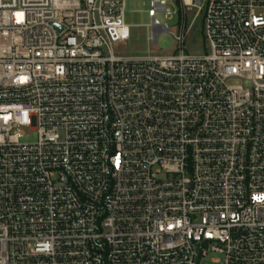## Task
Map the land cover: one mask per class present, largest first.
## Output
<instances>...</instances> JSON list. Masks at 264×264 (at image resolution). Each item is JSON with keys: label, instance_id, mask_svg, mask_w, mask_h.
<instances>
[{"label": "built area", "instance_id": "built-area-1", "mask_svg": "<svg viewBox=\"0 0 264 264\" xmlns=\"http://www.w3.org/2000/svg\"><path fill=\"white\" fill-rule=\"evenodd\" d=\"M151 1L153 45L203 16L209 53L116 56L127 0H0V264H264V0Z\"/></svg>", "mask_w": 264, "mask_h": 264}, {"label": "rangeland", "instance_id": "rangeland-1", "mask_svg": "<svg viewBox=\"0 0 264 264\" xmlns=\"http://www.w3.org/2000/svg\"><path fill=\"white\" fill-rule=\"evenodd\" d=\"M151 0H127L125 5V23L129 27L130 37L128 40L114 46V54L118 57L144 58V57H167L180 54V50L186 55H204L209 53V45L204 39L202 29V17L196 21L183 48L179 49L176 43V36L179 35L180 17L173 15L171 19H165L164 15H158L157 19L163 25L170 28V33L159 34L157 45L152 42V20L149 17ZM171 12L176 11L173 6H168ZM196 15V10L188 9L186 13L187 27L191 24ZM21 139L22 143H34L37 141V134L31 130H25ZM210 256L205 264H212Z\"/></svg>", "mask_w": 264, "mask_h": 264}]
</instances>
